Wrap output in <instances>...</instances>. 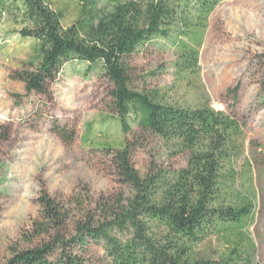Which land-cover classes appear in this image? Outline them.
<instances>
[{
  "label": "trees",
  "instance_id": "16d2710c",
  "mask_svg": "<svg viewBox=\"0 0 264 264\" xmlns=\"http://www.w3.org/2000/svg\"><path fill=\"white\" fill-rule=\"evenodd\" d=\"M73 1L88 11L63 27L62 14L45 0H0V20L8 18L20 38L38 46L37 62L13 78L28 94L46 96L66 64L85 65L86 75L100 69L112 86L122 134L131 131V121L159 139L170 156L186 155V166L152 165L142 176L131 164L133 148L126 143L113 152L111 164L127 194L100 197L68 232V210L43 192L39 217L26 238L40 243L13 249L3 264H88L77 251L84 253L91 244L102 248L104 264H256L246 232L253 198L239 190L236 168L245 152L243 124L211 108L207 97L191 108L170 104L167 94L157 90L137 91L127 65L139 48L154 38L167 39L176 28L179 37L188 39L178 45L176 75L187 86L194 80L202 88V33L223 0H111L107 10H96L97 0ZM260 88L264 93V74ZM50 130L66 145L73 141L56 122ZM212 240L218 248H202Z\"/></svg>",
  "mask_w": 264,
  "mask_h": 264
},
{
  "label": "rangeland",
  "instance_id": "374dc122",
  "mask_svg": "<svg viewBox=\"0 0 264 264\" xmlns=\"http://www.w3.org/2000/svg\"><path fill=\"white\" fill-rule=\"evenodd\" d=\"M62 14L68 27L85 18L88 8L73 0H45ZM111 0H97L96 10L111 9ZM219 1V0H217ZM8 18L0 20V264L13 249L37 246L27 242L31 222L39 217L38 198L47 193L69 213L67 231L82 211L93 209L102 196L124 192L111 164L113 152L132 145L131 164L142 176L152 165L180 170L187 156H170L159 139L129 122L122 134L114 111L112 86L100 69L66 64L48 85L46 96L28 94L13 78L37 62V43L18 36ZM167 39L154 38L127 59L132 87L167 94L172 105L195 108L209 99L211 108L232 115L244 126L245 152L236 168L238 186L253 198L246 226L255 247V263L264 264V0H223L207 20L199 53L202 88L177 77V48L188 39L176 28ZM192 32L193 29L191 30ZM199 36L198 31L192 35ZM238 86L235 93L232 91ZM56 122L73 135L64 144L50 128ZM109 150V151H107ZM202 248H218L212 240ZM88 264H104L102 248L77 251Z\"/></svg>",
  "mask_w": 264,
  "mask_h": 264
}]
</instances>
